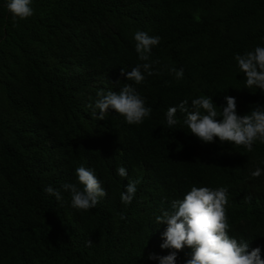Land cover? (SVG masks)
<instances>
[{"label":"trees","instance_id":"1","mask_svg":"<svg viewBox=\"0 0 264 264\" xmlns=\"http://www.w3.org/2000/svg\"><path fill=\"white\" fill-rule=\"evenodd\" d=\"M7 3L0 0V264H159L149 255L168 254L160 248L167 225L155 218L193 186L228 189L229 235L249 251L260 247L264 259V143L251 152L219 138L203 143L179 111L174 128L166 123L170 106L187 100L191 110L201 96L218 113L225 96L239 115L264 108V93L245 88L235 60L264 47V0H32L24 20ZM137 31L160 37L149 61L135 51ZM145 62L154 74L142 83L121 74ZM181 68L177 78L172 69ZM126 83L150 116L128 124L110 109L96 120L88 106L97 92ZM80 166L107 193L88 211L71 207L61 188L77 182ZM131 182L137 191L124 204ZM49 185L62 201L44 191ZM190 253L185 247L176 264Z\"/></svg>","mask_w":264,"mask_h":264},{"label":"clouds","instance_id":"2","mask_svg":"<svg viewBox=\"0 0 264 264\" xmlns=\"http://www.w3.org/2000/svg\"><path fill=\"white\" fill-rule=\"evenodd\" d=\"M32 0H8L7 9L14 20H24L33 15L30 6ZM135 51L139 59L149 61L151 50L159 44V36H149L147 33L137 31L134 34ZM238 68L245 77V88H259L264 93V47L257 46L254 51L243 55H236ZM143 69V71H141ZM177 78L183 76V69H172ZM153 75V67L149 62L133 67L121 74L127 81L140 84L145 75ZM92 108V116L105 119L109 110L124 117L128 124L139 125L152 111L150 106H145V101L140 97L131 84H124L119 92L100 89ZM226 106L217 112L211 97L201 96L191 100V110L187 100L181 101L176 106H170L166 112V123L169 128L178 124L177 112L185 113L183 123L188 132L203 143H212L214 138H219L221 143L228 142L237 147H244L248 152L253 150L255 142L264 143V108L256 107L250 114H237L235 97L225 96ZM99 110V115H97ZM220 117V119H217ZM118 175L127 177V169L119 167ZM262 169L256 168L251 176L258 178ZM76 183H65L61 188L70 193L71 207L79 211H88L96 207L100 198L107 193L102 187L101 180L95 173L80 166L75 169ZM44 191L55 196L57 201H62L61 192L52 186H47ZM137 191L136 182L125 185V191L120 194L124 204H130ZM228 202V189L219 187L193 186L182 199L172 200L170 209L156 216V223H165L167 226L161 233L162 243L160 248L168 249V254L157 256L150 254L149 259H156L159 264H176L177 254L185 249H191L190 258L184 264H264L261 258L260 247L249 251V242L233 238L229 235L230 225L226 212ZM89 240L88 244L91 245Z\"/></svg>","mask_w":264,"mask_h":264}]
</instances>
